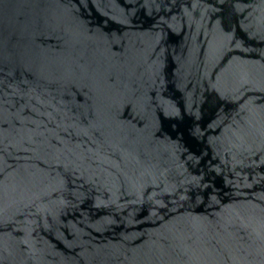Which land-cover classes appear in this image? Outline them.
<instances>
[{
    "label": "water",
    "instance_id": "water-1",
    "mask_svg": "<svg viewBox=\"0 0 264 264\" xmlns=\"http://www.w3.org/2000/svg\"><path fill=\"white\" fill-rule=\"evenodd\" d=\"M0 264H264V0H0Z\"/></svg>",
    "mask_w": 264,
    "mask_h": 264
}]
</instances>
